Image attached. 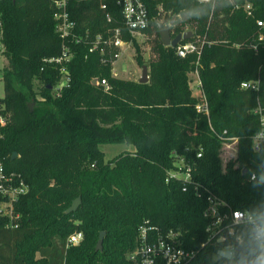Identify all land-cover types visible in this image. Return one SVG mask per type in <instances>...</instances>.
Here are the masks:
<instances>
[{"label": "trees", "instance_id": "1", "mask_svg": "<svg viewBox=\"0 0 264 264\" xmlns=\"http://www.w3.org/2000/svg\"><path fill=\"white\" fill-rule=\"evenodd\" d=\"M250 1L255 18L264 20V0ZM142 2L149 19L143 35L157 37L156 22L172 20V37L190 32L180 43L199 50L179 57L176 47L154 39L145 83L113 76L116 50L88 53V41L72 44V58L62 65L43 63L60 55L53 0H0L6 59L0 162L28 186L9 214L0 215V264H133L127 255L141 224L174 231L185 247L197 249L206 242L208 195L264 220V143L258 151L251 147L260 129L253 110L264 111V41L256 51L250 47L254 20L233 8L242 0ZM68 7L80 36L118 28L124 41L136 44L115 0H74ZM61 69L67 83L57 89ZM190 73L198 77L206 113L196 112L201 100L191 92ZM93 78L104 79L108 89L91 84ZM248 80H258L259 89H241ZM226 138L237 139L236 151L222 169ZM107 144L132 150L104 160L100 146ZM179 158L191 168L186 191L168 177ZM78 196L77 209L64 214ZM75 231L83 239L67 247ZM101 231L102 250L95 251ZM226 245L230 259L216 254ZM255 246L247 234L241 243L208 242L187 264H250Z\"/></svg>", "mask_w": 264, "mask_h": 264}, {"label": "built area", "instance_id": "2", "mask_svg": "<svg viewBox=\"0 0 264 264\" xmlns=\"http://www.w3.org/2000/svg\"><path fill=\"white\" fill-rule=\"evenodd\" d=\"M74 0H53L54 10L52 19L54 22V31L61 40L60 55L57 57L43 58V63H55L62 65L72 58L70 46L72 44L80 43L81 41H88V53L98 51L101 55L104 54L105 49L116 50L115 58L119 53V49L123 46L131 45L130 41H124L121 38V32L118 28L108 30L106 36L96 34L92 38L89 33L80 36L76 32V22L71 17L69 11V4ZM208 1V0H201ZM116 4L121 9L122 25L126 29L130 37L143 35V30L148 26L147 10L142 0H115ZM105 9V5L100 6ZM234 9H241L246 17L252 18L255 22V43H251L250 47L256 51L257 43L264 41V20L255 18V7L250 0H242V2L234 3ZM106 20L110 21V16L106 15ZM2 19L0 15V59L4 58V44L2 41ZM199 54V50L193 42L179 43L176 46V54L179 57H184L187 53ZM114 58V60H115ZM5 59V58H4ZM112 60V62L114 61ZM111 62V63H112ZM62 77L60 78L57 89H60L67 83V76L64 70L61 69ZM111 74L117 76L112 70ZM96 79L95 85H100L104 90L108 89L107 82L104 79ZM92 79V80H93ZM91 80V81H92ZM198 89L199 101L195 105L196 112L206 113L207 105L203 97L200 87V82L195 84ZM240 88L249 91H257L259 89L258 80H248L240 83ZM197 97V96H196ZM253 113L258 114L260 129L251 137V147L253 151H258L260 145L264 143V111L257 105ZM5 124L3 115V107H0V126ZM225 133V132H223ZM222 141V149L228 152L232 157L236 151V138H226ZM200 156V154H198ZM231 157V158H232ZM168 177L170 179H178L182 182V190H187V185L191 182V168L187 163H184L182 158L177 160V167L174 171H169ZM262 177V176H261ZM256 176L251 174L249 180H254ZM194 193L200 196L197 185L193 187ZM28 186L14 171L8 170L0 162V215H7L2 210V207L10 206L20 196L26 194ZM206 207L203 211V217L208 221L204 228L206 234V242L200 244L199 248H187L184 246L182 239L174 231L162 232L157 227L141 224L137 231L136 242L133 249L128 253L127 259L133 264H187L192 261L199 249L203 248L208 242H226L228 239L235 243H241L245 235H249L250 239L256 243L258 232L264 231V220L254 213L247 210L232 209L223 202L217 200L215 197L208 195L206 197ZM10 209V208H9ZM83 239L80 231H75L70 234L66 240L65 245L76 246ZM219 250H230V245L223 246ZM217 254V253H216Z\"/></svg>", "mask_w": 264, "mask_h": 264}, {"label": "rangeland", "instance_id": "3", "mask_svg": "<svg viewBox=\"0 0 264 264\" xmlns=\"http://www.w3.org/2000/svg\"><path fill=\"white\" fill-rule=\"evenodd\" d=\"M164 23V25H167ZM171 37L173 36L172 31L170 30ZM158 39L159 37H155L154 35H141L135 36L136 44L132 43L129 46H123L119 49V53L115 60L111 63V70L117 75V77L123 79H130L133 81H138L141 76L142 66H145L147 69V63L150 59L153 58L152 46L154 45V39ZM6 64V59H0V98L3 96V85L1 81V71L4 65ZM148 76V69H147ZM189 86L191 88L192 94L197 96L198 99V89L195 87V80L191 73L188 75ZM39 82L34 83L35 88L38 87ZM100 149L104 153V160H108L113 158L116 154L122 151H131L132 147L124 144H107L100 146ZM231 155L228 152H224L221 149L220 152V161L222 169L225 168V163H227L231 159ZM10 206L2 207L5 214H9Z\"/></svg>", "mask_w": 264, "mask_h": 264}, {"label": "water", "instance_id": "4", "mask_svg": "<svg viewBox=\"0 0 264 264\" xmlns=\"http://www.w3.org/2000/svg\"><path fill=\"white\" fill-rule=\"evenodd\" d=\"M172 20H170L168 22L167 25L162 24L161 22H156V29H157V33L159 36V40L162 43L163 46H170L172 48L176 47L181 41L183 40H187L190 36L191 33L190 32H183V33H178L176 34L174 37H171L170 35V25H171ZM148 80V76H147V69L145 66H142V70H141V76L138 80L139 83H145ZM91 84L95 85L96 84V79H93L91 81ZM50 88V87H49ZM16 153H12L11 157H16ZM246 171L243 169L242 170V174H244ZM264 180V176L260 177V181ZM81 202L80 197H76L74 198L70 205L63 211L64 214H69L71 212H74L77 207L79 206ZM103 238H104V232L101 231L98 233V238H97V242L95 245V251H101L102 250V242H103ZM217 255L221 258L224 259H230L232 257V252L230 250H219L217 251Z\"/></svg>", "mask_w": 264, "mask_h": 264}, {"label": "clouds", "instance_id": "5", "mask_svg": "<svg viewBox=\"0 0 264 264\" xmlns=\"http://www.w3.org/2000/svg\"><path fill=\"white\" fill-rule=\"evenodd\" d=\"M250 264H264V231L258 232L256 246L251 252Z\"/></svg>", "mask_w": 264, "mask_h": 264}, {"label": "crops", "instance_id": "6", "mask_svg": "<svg viewBox=\"0 0 264 264\" xmlns=\"http://www.w3.org/2000/svg\"><path fill=\"white\" fill-rule=\"evenodd\" d=\"M191 75L193 77V80H195V83H197L198 82V77H197L196 73H191Z\"/></svg>", "mask_w": 264, "mask_h": 264}]
</instances>
